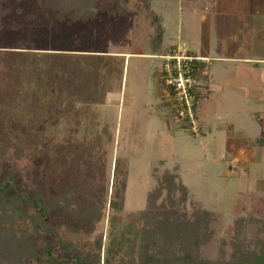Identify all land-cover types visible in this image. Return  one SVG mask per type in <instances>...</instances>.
Segmentation results:
<instances>
[{"label": "rangeland", "instance_id": "374dc122", "mask_svg": "<svg viewBox=\"0 0 264 264\" xmlns=\"http://www.w3.org/2000/svg\"><path fill=\"white\" fill-rule=\"evenodd\" d=\"M0 4L13 14L14 0ZM69 5L67 0H39L36 6L50 25L19 29L6 47L34 56L30 72H0V102L5 104L0 108V145L31 149L34 167L13 172L5 192L48 189L57 195V187L71 183L79 190L76 201L92 203L91 193L104 191L94 189L97 156L108 159L107 169L111 163L110 177L114 159L125 158L123 211H136L145 207L153 172L177 165L192 198L220 213L217 243L229 241L237 195L249 189L264 192V147L245 144L246 138L264 134V0H217L207 13L153 0L151 8L163 29L154 41L160 50L125 54L123 66L118 54L108 52L118 26L112 1L99 0L96 17L79 21L72 19ZM143 42L151 44V39L145 36ZM91 53L108 56L91 72V67L63 66L64 54ZM168 54H196L203 60L197 77L211 91L207 103L196 102L200 108L193 129L176 113L177 101L164 83ZM5 75L20 89L4 83ZM0 168V183L5 184L10 168L6 163ZM257 206L249 203L241 211L243 218L264 217ZM107 214L100 225L103 240ZM50 216L61 224L73 220L72 212L61 208Z\"/></svg>", "mask_w": 264, "mask_h": 264}, {"label": "trees", "instance_id": "16d2710c", "mask_svg": "<svg viewBox=\"0 0 264 264\" xmlns=\"http://www.w3.org/2000/svg\"><path fill=\"white\" fill-rule=\"evenodd\" d=\"M14 1L13 14L0 4V72L3 73L7 69L31 71L29 64L34 54L6 48L13 43L15 32L40 24L46 27L52 22L47 15H41L36 6L39 0ZM67 1L74 21L96 17L99 0ZM111 1L115 5L114 21L118 26L113 27L114 38L108 52L118 54L121 66L125 54L143 55L147 54L146 49L156 54L161 44L155 45L154 41L162 35L163 29L160 28L161 18H157L151 8L153 0ZM166 1L179 2L185 10L191 9L193 3L192 0ZM145 36H149L151 44L143 42ZM106 56L64 54L63 66L76 65L82 71L91 67V72L96 62L104 64ZM192 67L198 81L194 88V113L198 119L200 105L196 102L199 99L207 103L209 90L197 77L203 60H195ZM4 78L8 85L9 78L6 75ZM10 85L20 89L17 81ZM3 105L0 102V108ZM245 144L264 147V134L255 140L246 138ZM33 157L29 148L13 143L0 145V164L6 163L10 168V181L0 183V264H264V217L251 216L246 220L241 215L253 201L258 204L257 212L263 214L264 192L249 189L237 195L232 209L233 222L228 226L233 237L217 243L216 225L221 221L220 213L208 210L201 201L192 198L177 165L160 173L154 171V184L146 193L145 207L124 212L128 180L125 158L114 159L110 177L111 163L107 169L108 159L97 156V169L92 173L96 180L94 189L104 191L92 192L93 202L82 203L76 201L79 190L71 183L57 187V195L48 189L36 193L30 190L6 193L5 189L13 183V172H29L34 167ZM81 160L87 163L84 158ZM56 208L72 212L73 220L66 224L54 221L50 212ZM106 214L109 228L103 240L100 225ZM253 223L260 225L252 229ZM248 226L250 236L246 233Z\"/></svg>", "mask_w": 264, "mask_h": 264}, {"label": "built area", "instance_id": "2783aa9c", "mask_svg": "<svg viewBox=\"0 0 264 264\" xmlns=\"http://www.w3.org/2000/svg\"><path fill=\"white\" fill-rule=\"evenodd\" d=\"M200 59L193 55L168 54L163 64L166 74L164 83L177 101L176 113H179L180 118H187L191 129L196 125L194 88L198 83L192 64Z\"/></svg>", "mask_w": 264, "mask_h": 264}, {"label": "crops", "instance_id": "0c3cea01", "mask_svg": "<svg viewBox=\"0 0 264 264\" xmlns=\"http://www.w3.org/2000/svg\"><path fill=\"white\" fill-rule=\"evenodd\" d=\"M216 1L217 0H192L193 3L190 6L191 9L185 10V9H183L181 7V5H180V7H181V10H183V11L207 13V12L210 11L211 8L213 9V7H215V2ZM245 1H246V3H249V1H253V0H245ZM176 3H178V2H176ZM195 56L200 57V56H198L196 54H195ZM208 90L211 91L210 88H208Z\"/></svg>", "mask_w": 264, "mask_h": 264}, {"label": "bare ground", "instance_id": "6f19581e", "mask_svg": "<svg viewBox=\"0 0 264 264\" xmlns=\"http://www.w3.org/2000/svg\"><path fill=\"white\" fill-rule=\"evenodd\" d=\"M130 56V55H129Z\"/></svg>", "mask_w": 264, "mask_h": 264}]
</instances>
